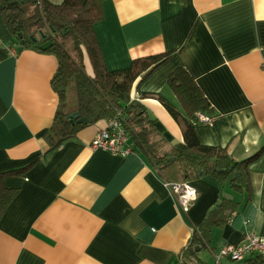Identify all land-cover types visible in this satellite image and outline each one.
<instances>
[{
    "label": "crops",
    "instance_id": "0c3cea01",
    "mask_svg": "<svg viewBox=\"0 0 264 264\" xmlns=\"http://www.w3.org/2000/svg\"><path fill=\"white\" fill-rule=\"evenodd\" d=\"M103 10L95 32L109 71L172 53L132 94L172 145L183 142L182 127L150 95L185 116L167 84L183 68L214 109L211 123L197 114L188 119L200 143L226 149L236 160L263 148L249 166L251 199L242 208L238 194L208 175L189 181L198 198L184 212L143 155L90 147L107 121L51 150L43 135L59 107L52 86L57 58L21 47L5 26L0 1V172L33 163L3 179L20 191L0 219V264H215L224 245L241 243L248 232L264 236V0H105ZM85 66L92 76L87 58ZM222 196L240 201L238 212L223 227H212L207 246L185 259L183 250Z\"/></svg>",
    "mask_w": 264,
    "mask_h": 264
},
{
    "label": "trees",
    "instance_id": "16d2710c",
    "mask_svg": "<svg viewBox=\"0 0 264 264\" xmlns=\"http://www.w3.org/2000/svg\"><path fill=\"white\" fill-rule=\"evenodd\" d=\"M0 1L1 14L12 38L23 48H35L57 58L52 86L59 96V107L53 126L43 135L51 150L90 124L118 117L129 134L133 153L143 155L165 182L194 181L209 175L226 183L244 200L242 208L246 206L252 196L249 166L261 156L263 148L248 158L236 160L226 149L200 143L188 119L200 112L213 116L214 109L185 69H176L167 81L185 116L160 95H150L158 97L181 125L182 143L172 145L157 130L156 120L148 111L134 103L133 91L146 76L167 62L172 53L137 58L127 69L109 71L95 32V25L104 19L105 0H64L59 5L46 0ZM86 57L92 76L86 71ZM70 96L74 105L69 109ZM82 118L91 123H79ZM32 164L16 171L0 172V219L20 191L6 187L3 179L9 174H23ZM240 206V201L220 197L217 209L195 230L181 256L191 258L195 247H206L212 227L231 222ZM247 261L264 264V255ZM183 264L187 262L184 260Z\"/></svg>",
    "mask_w": 264,
    "mask_h": 264
},
{
    "label": "built area",
    "instance_id": "2783aa9c",
    "mask_svg": "<svg viewBox=\"0 0 264 264\" xmlns=\"http://www.w3.org/2000/svg\"><path fill=\"white\" fill-rule=\"evenodd\" d=\"M8 51L11 55L16 54L15 49L12 47H8ZM118 116L121 115L119 114ZM197 117L203 123H211L214 118V116L201 112L197 113ZM90 147L93 150L100 149L121 157H126L133 153V149L129 144V134L118 117L107 120L106 127L97 133ZM165 185L175 196L184 212L189 211L198 198L197 189L189 181L179 183L165 182ZM259 254L264 255V236L256 232H248L241 243L226 244L216 252L215 264H221L220 260L222 258L243 262Z\"/></svg>",
    "mask_w": 264,
    "mask_h": 264
},
{
    "label": "water",
    "instance_id": "95a60500",
    "mask_svg": "<svg viewBox=\"0 0 264 264\" xmlns=\"http://www.w3.org/2000/svg\"><path fill=\"white\" fill-rule=\"evenodd\" d=\"M78 122H79V123H86V124H90V123H91V122L89 121V119H87V118H82V119H80ZM235 176H237V175H235Z\"/></svg>",
    "mask_w": 264,
    "mask_h": 264
},
{
    "label": "rangeland",
    "instance_id": "374dc122",
    "mask_svg": "<svg viewBox=\"0 0 264 264\" xmlns=\"http://www.w3.org/2000/svg\"><path fill=\"white\" fill-rule=\"evenodd\" d=\"M86 58H87V57H86ZM87 59H88V58H87ZM68 101H69L68 106H69V109H70V107H72V106L74 105V103H73L74 100H72V97L70 96V97L68 98Z\"/></svg>",
    "mask_w": 264,
    "mask_h": 264
}]
</instances>
